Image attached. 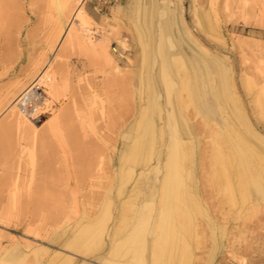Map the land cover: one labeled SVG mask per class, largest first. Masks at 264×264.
<instances>
[{
	"label": "rangeland",
	"instance_id": "obj_1",
	"mask_svg": "<svg viewBox=\"0 0 264 264\" xmlns=\"http://www.w3.org/2000/svg\"><path fill=\"white\" fill-rule=\"evenodd\" d=\"M78 1L64 0V4H73L71 15L83 5L91 18L87 26L95 42L107 44L115 62L113 67L128 73L129 91L124 96L120 86L108 83L107 79L116 71H109L102 56L77 47L68 49L65 59L62 58L66 64L59 71L58 84L71 78L66 89L67 92L72 91V97L66 96L64 107L72 106L71 102L76 100L81 113L85 114L87 128L92 124L98 134L115 138L114 161L107 167L108 158L102 157L105 167L93 176L89 168L90 155H77L72 150L63 153L57 148L52 153L40 152L51 160L52 177L57 178V184H64L65 192L62 212L45 218L33 215L35 205L26 196L27 187L30 186L32 193L44 185L45 173L28 159L32 150L26 148L25 156L18 162L12 147L17 136L0 141V264H126L131 263V249H145V264H148V244L153 239L151 232L161 208L157 179L162 174V171L158 175L150 172V166L159 167L163 159L164 146H161L159 136L161 129L165 132L167 143L171 141L170 109L166 105L161 79L164 72L162 52L169 60L176 53L188 68L186 92H181L179 97L186 100L183 113L191 130V135L183 139L188 145L186 167L199 198V206L185 205L190 215L189 219L180 223L181 236L185 235L182 242L185 243L177 246L176 239L169 238L168 244L174 245L168 248L172 250L167 253L172 252L169 264H178L180 260L179 264H264V194L261 192L264 190L257 191L251 185V201L248 203L235 201V205L224 198L223 188L229 183L233 185L234 178L229 166L225 168L226 172L218 173L227 149L221 137L216 136L228 124V128L236 129L245 142L264 153V145L246 132L247 124L257 136L264 138V0H81V4ZM56 14L49 6V0H0V23L4 27L0 47L3 49L10 45V49H14V55L11 50L8 54L11 59L14 58L12 67L19 76L2 79L0 97L6 95L8 87L25 83V88L0 109V127L17 105L24 110L44 96L35 85L46 75L50 65L58 63L54 61L66 48L61 36L58 39L54 37ZM35 64L39 66L32 70ZM19 68L23 69L21 73ZM167 74L172 76L168 71ZM201 76H204L202 84ZM115 77L118 78L117 75ZM177 77L172 76V79L179 90L182 82L179 80L181 76ZM28 80L34 81L31 83ZM197 94L204 97L208 105H214V117L206 115ZM94 95L95 110L90 113L88 107ZM159 108L163 120L157 117ZM56 114V109L50 111L47 117L30 125L40 131L46 120ZM241 115L244 118L240 122ZM125 119L131 131V141L126 148L121 144L126 126L122 132L117 125ZM177 119L183 127L181 118L177 116ZM148 121L154 150L152 161L146 167L144 164L137 165V161L139 141ZM115 126H118L116 136L111 134ZM217 147L220 150L218 160L213 155ZM125 157L130 159L133 175L120 190ZM143 171L148 179L144 181L145 185H136L138 175ZM151 193V199L142 203L143 196L148 197ZM142 205L147 207L144 209L147 221L145 219L140 227L138 240L125 246L123 241L138 223L135 209ZM46 209L52 212L57 205L50 203ZM89 226L98 230L91 241ZM75 236L81 239L80 250L64 248V244ZM56 250L73 256L69 257V261L50 258ZM162 255L164 257L165 252Z\"/></svg>",
	"mask_w": 264,
	"mask_h": 264
},
{
	"label": "bare ground",
	"instance_id": "obj_2",
	"mask_svg": "<svg viewBox=\"0 0 264 264\" xmlns=\"http://www.w3.org/2000/svg\"><path fill=\"white\" fill-rule=\"evenodd\" d=\"M78 2H79V4L83 3L81 0H79ZM49 6L53 10H55L57 13L56 14L57 15L56 24L54 26V32H53L54 37L56 39H58L61 36L62 39H64L63 41H64V45L66 48H64L65 49L64 51H62V49H61L62 52L59 54V56L54 61V62L57 61L58 63L54 64L53 66L50 65L46 75L42 79H40V81L35 85V87H37V90L41 91V95H42V93L44 95V96H42L41 100L38 101V99H36V101L34 103H32V105H30V107L26 106L25 107L26 109L23 106L22 108H24V110H21L17 105L16 108L8 115L5 123L3 125H1V127H0V141H3L4 138H7V137L12 136V135L17 136L15 146H12V147H14V152L18 157L17 159H19L18 162H20L22 160L23 156H25L26 148L31 149L32 150L31 156H29V157L27 156L30 163L32 165L34 164L39 169L43 170V172L45 173V176L43 178V184H44L43 187H41V186L37 187L36 186L37 188L34 189V191L32 193H31L30 186L27 187L28 190H26V196L28 197V199H30V202L32 203V205H35V209H34V211H32L33 215L38 214V215L45 217V218L54 217V216H56V214H60L62 212L64 203H65V192L63 191V185L64 184L60 183V182H59V184H57L58 182L55 181L57 178L54 179L55 177L54 178L52 177L54 175V170L52 169L53 165H52L51 160L48 159L47 157L45 158L43 155L40 154V152L52 153L53 150L57 148V149H59V151L62 150L63 153L69 152L70 150H72V151L78 153L77 155H90L92 160L89 163V168L91 169L93 176L100 169L105 167L106 162L104 161V158H108V160H107L108 165L106 163V166L108 167L113 163L115 153H116V147H115L116 140L112 135H108L105 133H104L105 135L98 134L97 131H94V129L92 128L93 127L92 124H90L88 126V128L86 127L87 123H85V119H84L85 114L81 113L82 109L78 108L76 100H75V102L74 101L71 102L72 106L66 105L64 107V104L66 102V96L72 97V91L67 92V89H66L69 86L68 84L70 83L71 78H70V80L67 78L65 80V82L60 83V85H59L58 84V79H59L58 77L61 74V73H59V71H61L64 68L63 66H65V64H66V61L64 60L65 61L64 62L63 59H65V57H66L65 54H66L67 50L72 49L74 47H77V48L84 50L86 52H89L95 56H102L103 59H105L107 65L109 67V71H114V72L116 71L117 72V73L115 72V75H112L110 77V79H107L108 83H110V85L120 86V88L122 89L121 92L124 94V96L128 95L129 82H130L128 73L126 71H124V70L122 72L117 71L118 68L116 66L113 67L115 62L109 53L108 45L107 44H98L95 42V40L92 36V33H91L92 31L87 26V23H91V22H89V21H91L90 20L91 18L88 15V13L82 8L83 5H80L81 7L79 9L76 8L77 9V10L75 9L76 12H74V14H72V15H71V10H72L71 6L65 5L64 0H49ZM69 16L71 17V20H69ZM0 22H1V16H0ZM3 28L4 27L0 23V35L3 34V32L1 33V30ZM2 37H3V35H2ZM9 46L10 45H7V46L3 47V49L0 47L1 48V51H0V82H2L3 78L14 79V78L19 77L17 74V71L13 68L14 66L12 67L13 62H15V61L13 60L14 58L11 59L9 57L10 55L8 54V52H9L8 50H11L13 55H14V53L12 51L13 48L10 49L11 46L10 47ZM161 52H162V50H161ZM160 54H163L161 57V59H162L161 62H162L163 71H164L163 74L161 75V79H162V83L164 85L165 93H166V101H167L166 105H168V107H169L168 109H170V120H171L170 136H171V141H169V143H167L166 137H165V132H164V130L161 129L159 136H160L161 146H164L163 159H162L159 167L157 165L156 166H150V168H151L150 172H153V173L158 175L162 171V174H161V177H159L157 179V181L159 183V193H158L159 194V201L158 202L160 203L161 208H160V211H158V214L156 217V222L154 224L153 231L151 232L153 239H151V242L148 244V249H150V252L148 253V264H169V262H171L170 257L172 256L171 255L172 252L169 255H167V253L169 251L168 248L169 247L171 248L172 246L174 247V245L173 244L169 245L170 243L168 244V242L170 241L169 238H175L177 246L183 245L181 243H183L185 241L184 240L185 235H184V237L181 236L182 235V232H181L182 231L181 230L182 225L180 224L183 220H185L187 218L189 219V216H190L189 212H188V208H185L186 207L185 205L188 203H191V204H195L196 206H199V205H197V204H199V198H198L197 192H196L197 189H196V187H194L192 185L191 173L189 174V171L186 167V161H187L186 156L188 154L186 152L188 149V145L183 141V139H184V136L189 137L191 135V133H190L191 130H189L188 121L185 119L186 117L184 116V113H183V107L186 104V100H184V99L182 100L181 97H179V94L181 92H183V91L186 92V87H187L186 83H187V80L189 78L188 77V74H189L188 68H187V66H185V64L183 62V58L179 57L176 53L174 55L172 54V58L170 60H169V58H167L165 53L162 52ZM58 60H62V62L60 63V61H58ZM146 63H147V60H146ZM18 65H20V64H18ZM38 66H39V64H35V66L33 67L34 69H32V70L37 69ZM54 67L55 68L57 67V68L54 70ZM218 69H219V71H221L220 68H218ZM22 70L23 69L21 68L19 72L21 73ZM167 71L170 72L172 74V76H175V77H177V76L179 77V75L181 76V77H179V80H181L182 83H181L179 90L176 89L175 83H173L174 79H172L171 75L167 74ZM116 75L118 76V78L115 77ZM169 76H171V78ZM141 77H142V75H141ZM200 78L202 80L201 84L204 83V80H203L204 76H203V78H202V76ZM30 79H34V78L31 77ZM28 81H31V80H28ZM33 81H31V83ZM24 88H25V83L24 84L16 83V84L8 87L6 95L2 98L0 97L2 99L0 101V109H2V107L5 104H7L11 99H13ZM107 89H109V88H107ZM114 89H115V87H114ZM29 93H30V91H29ZM65 93H66V95H65ZM106 94H107V92H106ZM32 95H31V97H33ZM28 96H30V95H28ZM196 96H197V99L201 102V107L205 111L206 115L210 116V117H214V112H213L214 109H212V107L214 105H212V106L208 105L205 102L204 97H202L201 95L197 94ZM94 98H95V95L92 98L91 105L88 107L90 110V113H93V111L95 110L94 109V106H95L94 105L95 104ZM188 100L189 99L187 98V101ZM224 100H225V98H224ZM22 102H23V100H22ZM31 102H32V100H31ZM120 103H122V102H120ZM124 103H125V100H124ZM51 104H52V106H50ZM143 104H144V102H143ZM21 106H22V104H21ZM111 107H113V106H111ZM219 107H220V105H219ZM55 109L57 110V114L55 116H53L52 118L50 117L49 121L48 120H46V122L44 121L45 124L40 131H36L35 128H33L30 125L31 123L41 121L43 118L48 116L50 111H53ZM140 110H141V108H140ZM127 111L128 110H126V113H127ZM161 111L162 110L160 108H159V110H157V117L159 120L160 119L163 120V118H162L163 115L161 114ZM147 112H148V110H147ZM123 113H125V111ZM147 115H148V113H147ZM177 116H179V118H181V122H182L181 124H184L183 127H181L182 125L180 126V124L177 123L178 122ZM239 118H240L239 121L241 122V121H243L242 118H244V117L241 115V116H239ZM239 118H237V119H239ZM143 119H145V117ZM110 122H109V124H110ZM230 124H231V122H230ZM117 125L119 126V128L122 129V132H123V128L126 126V129H125L126 132L123 134V136H122L123 141L121 142L122 147L126 148L129 141H131L130 124L128 122H126V119H125V122H121L119 124L117 123ZM149 125H150V123L148 121V124H146L144 135L140 138V141H139L140 142L139 157H138V161H137L138 162L137 165L144 164L146 167L147 166L149 167V165L152 161V154H153V150H154V148H153L154 144L151 141V138H150L151 135H149V131H148ZM228 126L229 125L226 124L225 129H222L220 131H218V129L216 130V131H218L216 136L218 135L219 137H221L223 145L225 144L226 149H227L226 154H225L226 157H225V159L221 160L222 166H221L220 172H218V173L220 174L221 171L226 172L225 168H227L229 166L231 168L230 171L232 170L231 175L234 178L233 179L234 180L233 185L230 183H229V185L228 184L226 185V183L224 184V186L226 185L223 188L224 198L228 202H233L234 204H235V201L248 203V201H251L250 200L251 199V192H250V190H251L250 186L251 185L254 188H256L257 191L258 190H264V153H261L260 152L261 150L259 151L258 149L254 148L252 145H250L249 143L245 142L241 138V136L237 133V131H235L236 129L228 128ZM117 127L115 126L113 130L111 129L112 130L111 134H115V136H116ZM246 127H247L246 132L249 134V136L252 137L253 139L257 140L261 145H264V138L257 136L255 134V132L247 124H246ZM106 128H108V127H106ZM140 129H142V128H140ZM87 130L90 132V134H88ZM146 131L148 132L147 134H146ZM108 144H111V146ZM10 149H12V148L10 147ZM33 151H34V153H33ZM62 152H61V154H62ZM213 155H214L215 159H217L219 157L220 150L218 147L216 148L215 153H213ZM102 157H104V158H102ZM203 158H204V156H203ZM129 160H130L129 157H125V159L123 161L122 173H121V186L119 187L120 190L122 188H124V186L131 180V177L133 175L132 166H131V163ZM217 160H215V161L218 162ZM254 162H255V164H254ZM218 166H220V165L218 164ZM46 175L48 177H46ZM147 177L148 176L144 171L142 173H140L138 175V179L136 180V185H140V184L145 185L144 181L148 179ZM223 177H225V176L223 175ZM94 178H96V175ZM47 180L48 181L50 180L48 184H46ZM150 184L148 186L149 188L151 187ZM32 185H33V183H32ZM32 188H33V186H32ZM261 192H262V194H264V191H261ZM33 194L35 196H33ZM152 196H153V193H151V195L148 197H147V195L143 196L142 203H144L146 199H147L146 201H148L149 200L148 198H150ZM123 200H124V198H123ZM108 202H109V200H108ZM239 202H237V203H239ZM50 203L56 204L57 209L52 211V212L51 211L49 212L46 209V206L49 205ZM228 204H230V203H228ZM147 205H148V203H147ZM242 205H243V203H242ZM146 208L147 207L145 205H142L139 209H135V214H137L138 223L133 227L130 235L127 238H125L124 241L122 240L123 244H125V246H129L131 243H134V241L136 242L138 240V233H139L140 227L144 223V220L146 219L145 216L147 214L144 213V209H146ZM105 214H107V213H105ZM205 216H207V215H205ZM146 221H147V219H146ZM30 227H32V226H30ZM91 227L89 228V231H90V240L89 241L94 239L98 233V230L96 229L97 227L96 228H94L93 226H91ZM189 228H191V227H189ZM142 234H143V230H142ZM28 235H29V233H28ZM30 235H32V234H30ZM190 236H192V235H190ZM140 239L141 238H139V240ZM182 240H184V241L182 242ZM163 242H165V244L162 245ZM144 243H145V241H144ZM80 245H81V239L79 240L75 236L64 244V248L71 249V250L79 249ZM27 246H28V248H30L29 244H27ZM163 248L165 249V251ZM131 250L129 251V252H131L130 257H132V259L130 258L131 263H126V264H145V261H146L145 256H144L145 255L144 254L145 249H131ZM170 251H172V250H170ZM170 251H169V253H170ZM180 251H183V250H180ZM164 252L166 255L164 257H162L163 256L162 254H164ZM82 255H84V254H82ZM70 256L72 257L73 255H70V253H66L62 250H56L53 252V257L51 256L50 258L56 259L59 261L63 260V259H67V261H69L68 259ZM177 258H179V257H177ZM125 262H126V260H125ZM180 262H182V261L180 260L178 262V264ZM61 264H62V262H61ZM63 264H65V263H63ZM94 264H105V262L94 263Z\"/></svg>",
	"mask_w": 264,
	"mask_h": 264
},
{
	"label": "built area",
	"instance_id": "obj_3",
	"mask_svg": "<svg viewBox=\"0 0 264 264\" xmlns=\"http://www.w3.org/2000/svg\"><path fill=\"white\" fill-rule=\"evenodd\" d=\"M104 1H108V0H104Z\"/></svg>",
	"mask_w": 264,
	"mask_h": 264
}]
</instances>
